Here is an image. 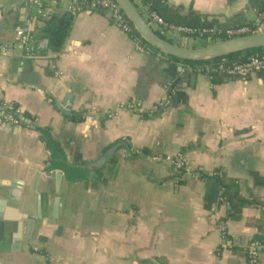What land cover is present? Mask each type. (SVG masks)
Masks as SVG:
<instances>
[{
    "label": "crops",
    "instance_id": "crops-1",
    "mask_svg": "<svg viewBox=\"0 0 264 264\" xmlns=\"http://www.w3.org/2000/svg\"><path fill=\"white\" fill-rule=\"evenodd\" d=\"M166 3L217 24L257 14L254 0ZM69 5L0 0V41L11 45L0 55V103L25 118L0 125V264H249L247 243H264V205L230 218L219 181L204 176L219 170L241 197L264 201V71L209 75L140 53L107 11ZM67 12L60 52L26 55L15 29L30 24L39 38L43 19ZM154 29L182 47L208 41ZM162 99L167 108L151 114ZM131 101L145 116L119 107ZM176 153L199 174H176L163 160Z\"/></svg>",
    "mask_w": 264,
    "mask_h": 264
},
{
    "label": "built area",
    "instance_id": "built-area-1",
    "mask_svg": "<svg viewBox=\"0 0 264 264\" xmlns=\"http://www.w3.org/2000/svg\"><path fill=\"white\" fill-rule=\"evenodd\" d=\"M142 2L141 0H138ZM87 4L94 9H102L107 11L113 21L118 24L121 29L131 36L135 44V50L143 53L149 51V48L145 46L141 41L140 37L136 34L133 26L126 18L119 5L114 0H70L69 9L76 11L81 8L82 4ZM143 7V6H142ZM144 8V7H143ZM142 13L145 20L154 28L161 32H173L186 36L197 37L200 39L218 41L219 39H226L232 37H238L242 35L252 34L260 31V26L264 20V5L262 9L256 14L252 23L242 25L238 27H222L219 25L206 26V27H191L173 25L167 23L156 11L144 9ZM43 9L39 4V13H43ZM15 40L21 43L24 48L25 54L31 57L41 55L43 52L48 51V42L44 38H36L31 25L25 24L20 25L15 29ZM10 42L0 41V55H7L10 50ZM196 70L205 72L209 75L213 73H222L230 78H247L250 75L264 71V53L252 54L247 58L233 61L227 56L218 59H212L206 61L203 65L195 67ZM168 106V100H160L152 109L151 114L163 111ZM120 108H126L138 114H144L145 109L139 102L131 101L125 105H120ZM113 113H109L112 116ZM12 125L14 127H20L22 120L18 117L17 109L12 103L3 101L0 103V125ZM159 158V157H157ZM163 160L168 162L176 174H182L187 177H195L198 175L199 170H192L189 161L182 153H176L172 155H166ZM221 200L223 198L220 196ZM222 233V248L228 250L234 247V240L230 238L224 227H221ZM264 250V245L258 240H252L245 246V252L249 264H262L261 253Z\"/></svg>",
    "mask_w": 264,
    "mask_h": 264
},
{
    "label": "trees",
    "instance_id": "trees-1",
    "mask_svg": "<svg viewBox=\"0 0 264 264\" xmlns=\"http://www.w3.org/2000/svg\"><path fill=\"white\" fill-rule=\"evenodd\" d=\"M136 7L139 9V5L136 0H132ZM142 3L149 10L156 11L167 23L173 25H181V26H191V27H206V26H214V25H223L224 27H238L244 24H249L248 20H244L242 17L238 16L233 18L232 20L226 21L225 24L219 23L213 19L209 20L205 15H202L196 11H188L184 12L182 7H172L166 3V0H141ZM255 10L258 13L263 5L264 0H254ZM87 7L88 5L82 4L81 8ZM140 11V9H139ZM141 12V11H140ZM72 14L67 12L62 15H51L47 19H43L40 26V36L39 38H44L48 42V50L53 51L55 53L60 52L62 49L65 40L67 39L72 23ZM157 33L165 38L163 34L157 31ZM137 34V33H136ZM140 37V36H139ZM140 41L149 48L150 51L157 52V50L151 46H149L143 39L140 37ZM215 39L208 40L207 44L214 42ZM264 53V48L257 49L245 53L233 54L227 56L230 60L238 61L247 58L252 54H261ZM162 55L183 62L185 65H191L192 67H197L203 65L206 61L201 62H192V61H184L174 57H171L167 54L161 53ZM213 75H216V73ZM142 116H145L143 114ZM80 118V117H79ZM78 117L74 119H79ZM120 143H116L115 147H120ZM206 179H216L220 183L221 197L223 201L229 205V213L228 217L235 218L239 217L241 209L244 204H257L264 205V201L256 202L254 200H248L241 197L239 193V188L237 185V181L235 180H225L219 170H217L214 174L205 175ZM259 241V240H258ZM264 245V243H262Z\"/></svg>",
    "mask_w": 264,
    "mask_h": 264
},
{
    "label": "water",
    "instance_id": "water-1",
    "mask_svg": "<svg viewBox=\"0 0 264 264\" xmlns=\"http://www.w3.org/2000/svg\"><path fill=\"white\" fill-rule=\"evenodd\" d=\"M114 1L119 5L141 39L160 53L180 60L201 62L264 48V31L218 40L197 48L182 47L160 36L145 20L132 0ZM63 112L70 114V107L65 105ZM18 117L25 120L24 116L19 113ZM6 125L10 126L9 124ZM54 214L57 215L56 210Z\"/></svg>",
    "mask_w": 264,
    "mask_h": 264
},
{
    "label": "rangeland",
    "instance_id": "rangeland-1",
    "mask_svg": "<svg viewBox=\"0 0 264 264\" xmlns=\"http://www.w3.org/2000/svg\"><path fill=\"white\" fill-rule=\"evenodd\" d=\"M219 40H220V39H219ZM214 42H215V41H214ZM160 112H161V111H160ZM158 113H159V112H158ZM180 176H181V177H185V176H183L182 174H180Z\"/></svg>",
    "mask_w": 264,
    "mask_h": 264
}]
</instances>
